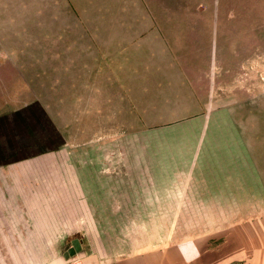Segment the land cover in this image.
<instances>
[{
    "label": "rangeland",
    "instance_id": "374dc122",
    "mask_svg": "<svg viewBox=\"0 0 264 264\" xmlns=\"http://www.w3.org/2000/svg\"><path fill=\"white\" fill-rule=\"evenodd\" d=\"M259 4L0 0V115L43 111L62 142L42 156L87 183L110 256L177 246L178 264H203L226 247L225 224L264 218V69L249 63ZM217 189L235 213L217 210ZM116 203L129 211L112 213Z\"/></svg>",
    "mask_w": 264,
    "mask_h": 264
},
{
    "label": "crops",
    "instance_id": "0c3cea01",
    "mask_svg": "<svg viewBox=\"0 0 264 264\" xmlns=\"http://www.w3.org/2000/svg\"><path fill=\"white\" fill-rule=\"evenodd\" d=\"M258 1L259 12H262L264 0ZM257 29L261 46L255 53L251 51L249 63L251 69H264V30L260 24ZM6 112L0 115V264H61V260H66L63 253L76 236L81 244L84 264H178L177 246L110 256L95 230L89 201L83 198L88 196L84 188L87 183H81L80 174L67 171L66 160L54 161L42 156L39 146L47 150L51 142L60 144V134L49 130L47 122L45 128L39 124L44 122V117L36 105ZM44 129L49 130L48 135ZM19 164L29 165L32 172H18ZM5 168L12 172L1 174V169ZM86 177L87 180L97 179L96 176ZM125 181L128 183V179ZM129 193L130 190L123 193L127 196L126 202ZM209 197L210 194L206 193V198ZM211 198L216 199L214 203L217 205L214 206L219 207L218 211H223L224 205L226 213L236 212L229 193L217 189ZM128 203L110 205L111 212L123 213L125 207L129 211ZM133 205L137 210V205ZM80 229L82 233L89 230L88 236H80ZM221 229L230 230L224 244L226 247L216 254L209 251L202 254L203 264H230L235 260H240V264H264V218L243 223L229 222ZM248 238L250 243L259 246L252 253L246 252L242 246L249 243ZM53 246L57 247L53 249Z\"/></svg>",
    "mask_w": 264,
    "mask_h": 264
},
{
    "label": "water",
    "instance_id": "95a60500",
    "mask_svg": "<svg viewBox=\"0 0 264 264\" xmlns=\"http://www.w3.org/2000/svg\"><path fill=\"white\" fill-rule=\"evenodd\" d=\"M81 250V244L78 238H73L71 240V245L67 248V250L63 253L64 258L68 259L70 256L75 255Z\"/></svg>",
    "mask_w": 264,
    "mask_h": 264
},
{
    "label": "built area",
    "instance_id": "2783aa9c",
    "mask_svg": "<svg viewBox=\"0 0 264 264\" xmlns=\"http://www.w3.org/2000/svg\"><path fill=\"white\" fill-rule=\"evenodd\" d=\"M66 264H84V262L76 255V257H69Z\"/></svg>",
    "mask_w": 264,
    "mask_h": 264
},
{
    "label": "trees",
    "instance_id": "16d2710c",
    "mask_svg": "<svg viewBox=\"0 0 264 264\" xmlns=\"http://www.w3.org/2000/svg\"><path fill=\"white\" fill-rule=\"evenodd\" d=\"M238 264H240V263H238Z\"/></svg>",
    "mask_w": 264,
    "mask_h": 264
}]
</instances>
